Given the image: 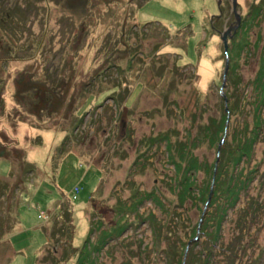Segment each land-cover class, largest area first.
<instances>
[{"label": "rangeland", "instance_id": "374dc122", "mask_svg": "<svg viewBox=\"0 0 264 264\" xmlns=\"http://www.w3.org/2000/svg\"><path fill=\"white\" fill-rule=\"evenodd\" d=\"M236 2L0 0V264H51L63 238L47 241L46 231L65 216L77 248L125 225L97 264H170L157 250L176 233L188 246L180 264H264V105L249 158L234 163L264 83V0ZM213 26L228 32L226 53ZM97 70L105 80L93 89L107 86L110 97L86 101L79 90ZM218 100L236 104L221 156L219 142H203L197 161L218 163L221 181L257 169L232 206L211 193L201 218L207 198L178 206L160 137L183 141Z\"/></svg>", "mask_w": 264, "mask_h": 264}, {"label": "trees", "instance_id": "16d2710c", "mask_svg": "<svg viewBox=\"0 0 264 264\" xmlns=\"http://www.w3.org/2000/svg\"><path fill=\"white\" fill-rule=\"evenodd\" d=\"M118 65V64H117ZM108 66H111L109 64ZM106 66V68L108 67ZM120 72L121 70H117ZM102 71H95V73L90 77V80H88L86 83H84L83 86H88L90 89H84L79 90V95H85L86 101L95 98L98 100L99 95H103L102 98L110 97L111 90L108 89L107 86L103 88H99L94 90L93 87L95 85L96 81H100L99 84L103 83L105 78V74H103ZM110 79V78H109ZM108 79V80H109ZM261 84V89L259 87L258 95L255 97L259 98L256 99V101L252 102L254 103L255 107L254 110L257 112L254 117V121H252L251 125L252 128L250 129L249 135L245 137L242 140H238L239 142L238 147L236 148V151L238 150V156L235 157L234 163H238L239 160L242 158V156H245L249 158V155L251 153L252 149V143L256 140V129L260 130L262 129V120L259 115V107L264 105V83ZM105 85V84H104ZM257 86V85H256ZM229 96V95H228ZM101 98V99H102ZM128 98V97H127ZM101 101V100H100ZM100 101H96L95 103H99ZM198 101V100H197ZM216 113L213 115H209L206 122L198 123L196 125V131L195 133H191L190 128L186 129L185 139L183 141H177L175 139L172 141L170 135L164 134L160 138L165 141V145L167 148V158L170 160L169 162L173 164L175 175L173 177L174 185L177 188V195L180 198L178 206H182L184 198H191V199H199L202 202H204L208 196V187L209 182L213 173V168L215 167V164L209 163L207 160L205 162L202 161V159L197 161V156L194 155L193 151L203 142H206L209 147L216 148L217 143L219 142L223 130L225 128V121L229 118V115L232 113L234 109H236L235 102H230L227 104V111L224 110V105L221 107V101H217ZM261 106V107H262ZM204 109H206L204 107ZM201 112L203 109H200ZM228 115V116H227ZM81 120V118L79 119ZM253 120V119H252ZM159 138V140H160ZM240 139V138H239ZM219 155L222 153V150L219 151ZM221 156V155H220ZM249 160V159H247ZM257 166L253 167L249 172L248 175H246V178L243 179L241 176L236 178L237 175H233V177H230L226 179L225 181H221L220 174H218V163L216 164V174L214 176V187L212 191L213 200L216 198L218 194H222L224 196V200L228 206H232L233 203L237 200L238 193L240 192V189H242L245 184L247 183V180L251 179L253 177V173L256 171ZM203 174L202 179H197V174ZM225 179V177H224ZM77 189H79L76 186ZM78 191V190H77ZM197 193V196L195 195ZM219 192V193H218ZM78 192H76L77 194ZM150 193L145 194V196L142 198H148L151 199ZM199 196V198H198ZM219 197V196H218ZM155 202L160 203V198H154ZM233 202V203H232ZM224 204V203H223ZM225 208L224 205H220L218 209L223 210ZM66 215V214H64ZM222 217V215H220ZM220 219V218H219ZM71 221L70 216H65L62 222L59 224V226L50 228V231H46V237L47 241H54L58 242L61 241L62 250L61 254L56 257H53L51 259V264H62L68 257L76 256L74 264H97V257L99 252L102 251L104 244L107 242L108 237L110 234L118 235L122 229H124L125 225L118 224L112 227L111 231L115 232H107V230L103 232H99L97 235V238L95 241L89 240V234L83 241L81 247H73L71 243V238L73 235V224L70 223L71 227L69 229V222ZM219 229V228H218ZM218 229L216 232H218ZM0 230H2L0 226ZM196 231V230H195ZM195 233V232H193ZM215 233V232H214ZM0 234H2V231H0ZM100 235V236H99ZM175 238H178L176 243L172 245H169L168 250L164 248H160V250H157L158 252L163 253L168 260L170 261V264L174 262V264H180L181 260H179V257L182 256L184 245L181 244V241L179 240L178 234H175ZM99 236V237H98ZM215 239L218 237L217 233L213 235ZM159 239L157 238V241ZM159 242V241H158ZM157 242V243H158ZM176 244V245H175ZM54 247V245H52ZM56 248V247H55ZM172 251V252H170ZM174 254V255H172ZM46 255H43L42 258H40V261L45 258ZM190 261L186 259L185 264H188ZM121 264H130L129 262H122Z\"/></svg>", "mask_w": 264, "mask_h": 264}, {"label": "water", "instance_id": "95a60500", "mask_svg": "<svg viewBox=\"0 0 264 264\" xmlns=\"http://www.w3.org/2000/svg\"><path fill=\"white\" fill-rule=\"evenodd\" d=\"M218 1H219V0H218ZM236 3H237L236 0H232V4H233V8H234V9H235V4H236ZM235 14H236V16H237V19H239V15H238V13H237L236 11H235ZM224 31H226V30H224ZM221 39H222V42H223V50H224V52L226 53V50H227V43H226V37H225V35H224V32H223V34H222V36H221ZM227 68H228V59L225 60L224 71H223V76H222L221 86L224 85V76H225V74H226V70H227ZM224 104H225L224 110L227 111V108H226V100H225ZM225 135H226V128H224L222 138L220 139V141H219V143H218V146H217V153H218V151H219L220 144L222 143L223 138L225 137ZM215 168H216V165H215V167H214V169H213V173H212V176H211V185H210V188H209V194H208V197H207L206 202L204 203V209L202 210L201 218H202V216H203L204 210H205V208H206V206H207V204H208V202H209V200H210V197H211V193H212V189H211V188H212V185H213V179H214V174H215ZM200 222H201V219L199 220V224H200ZM196 234H197V233H196ZM187 249H188V246L186 245V247H185V249H184V253H183V256H184V257L186 256ZM182 264H183V262H182Z\"/></svg>", "mask_w": 264, "mask_h": 264}, {"label": "flooded vegetation", "instance_id": "af4514ba", "mask_svg": "<svg viewBox=\"0 0 264 264\" xmlns=\"http://www.w3.org/2000/svg\"><path fill=\"white\" fill-rule=\"evenodd\" d=\"M220 16H222V12H221V9H220ZM215 16H218V14H216ZM219 16V17H220ZM238 21L236 22V24H235V22H234V26L235 27H237L239 24H241V21H242V19L240 20V18L239 19H237ZM217 21H218V19H217ZM216 21V22H217ZM228 25H230V23L228 24ZM226 26V25H225ZM225 26H222L221 27V29L219 30V28H217L216 26H213V29L218 33V35L221 37V34H223V32L225 33V34H228V32H226V31H224L225 30ZM233 26V25H232ZM212 27V26H211ZM235 30H236V28L233 30V32H235Z\"/></svg>", "mask_w": 264, "mask_h": 264}, {"label": "built area", "instance_id": "2783aa9c", "mask_svg": "<svg viewBox=\"0 0 264 264\" xmlns=\"http://www.w3.org/2000/svg\"><path fill=\"white\" fill-rule=\"evenodd\" d=\"M77 190H78V189H77V188H75V189H74V192L76 193V192H77Z\"/></svg>", "mask_w": 264, "mask_h": 264}]
</instances>
